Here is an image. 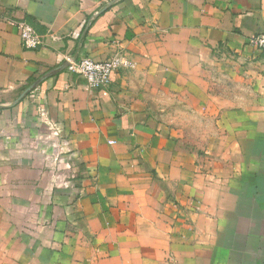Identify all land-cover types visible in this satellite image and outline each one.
Wrapping results in <instances>:
<instances>
[{"label": "crops", "instance_id": "0c3cea01", "mask_svg": "<svg viewBox=\"0 0 264 264\" xmlns=\"http://www.w3.org/2000/svg\"><path fill=\"white\" fill-rule=\"evenodd\" d=\"M263 30L264 0H0V264H264ZM118 49L106 87L69 69Z\"/></svg>", "mask_w": 264, "mask_h": 264}, {"label": "built area", "instance_id": "2783aa9c", "mask_svg": "<svg viewBox=\"0 0 264 264\" xmlns=\"http://www.w3.org/2000/svg\"><path fill=\"white\" fill-rule=\"evenodd\" d=\"M15 25L18 30L21 45L26 49H36L43 44L42 35L33 25L25 20H17ZM249 44L262 53V66L264 68V30L249 39ZM69 69L83 76L90 88L98 89L108 86L114 72L120 68L131 67V61L118 49L112 56L104 60H94L83 57L77 62L70 61Z\"/></svg>", "mask_w": 264, "mask_h": 264}, {"label": "water", "instance_id": "95a60500", "mask_svg": "<svg viewBox=\"0 0 264 264\" xmlns=\"http://www.w3.org/2000/svg\"><path fill=\"white\" fill-rule=\"evenodd\" d=\"M63 66H68L67 62H64ZM61 67H57L54 69H51L47 72H45L44 74H42L41 76H39L37 79H35L32 83H30L15 99V101L13 102V104H16L17 102H19L24 96H26L29 92H31L33 89H35L41 82H43L46 78H48L49 76L53 75L54 73H56Z\"/></svg>", "mask_w": 264, "mask_h": 264}]
</instances>
